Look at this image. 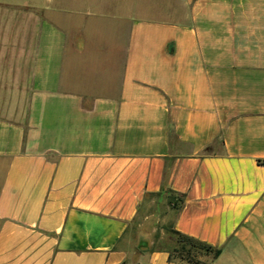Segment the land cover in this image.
<instances>
[{
	"label": "crops",
	"instance_id": "crops-1",
	"mask_svg": "<svg viewBox=\"0 0 264 264\" xmlns=\"http://www.w3.org/2000/svg\"><path fill=\"white\" fill-rule=\"evenodd\" d=\"M263 161L264 0H0V264H264Z\"/></svg>",
	"mask_w": 264,
	"mask_h": 264
},
{
	"label": "trees",
	"instance_id": "trees-1",
	"mask_svg": "<svg viewBox=\"0 0 264 264\" xmlns=\"http://www.w3.org/2000/svg\"><path fill=\"white\" fill-rule=\"evenodd\" d=\"M262 163L264 164V161ZM170 193V195L178 196L172 192ZM177 201L178 203L170 200L169 205L174 209H179L183 205L184 199L182 196H178ZM168 233L175 241L174 246L169 250L170 261H180L184 264H212V262H203L201 257L212 256L213 259H216L221 254V249L215 248L192 237H189L175 230L172 225L170 226ZM175 254L177 256H175Z\"/></svg>",
	"mask_w": 264,
	"mask_h": 264
},
{
	"label": "rangeland",
	"instance_id": "rangeland-1",
	"mask_svg": "<svg viewBox=\"0 0 264 264\" xmlns=\"http://www.w3.org/2000/svg\"><path fill=\"white\" fill-rule=\"evenodd\" d=\"M170 200H172L173 202H177L178 203V196H174V195H168L167 196V204L169 203V201ZM165 208H166V204H164V205H162L161 207H159V211H162V212H164L165 211ZM170 224L169 225H167V226H165V225H162L161 227H159V229H158V231H157V234L158 235H161L162 236V234H163V231H165L166 233H167V235L169 236V240L166 242L165 241V239H161L162 241L161 242H163L164 243V245H168V246H172V236L168 233V231H169V228H170ZM142 245H144V246H148V242H144ZM172 250V249H171ZM175 256H177L176 254H175Z\"/></svg>",
	"mask_w": 264,
	"mask_h": 264
}]
</instances>
